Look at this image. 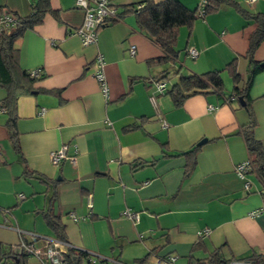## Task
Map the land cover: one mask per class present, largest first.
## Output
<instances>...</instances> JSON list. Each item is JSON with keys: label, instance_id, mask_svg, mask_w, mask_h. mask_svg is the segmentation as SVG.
Here are the masks:
<instances>
[{"label": "crops", "instance_id": "crops-1", "mask_svg": "<svg viewBox=\"0 0 264 264\" xmlns=\"http://www.w3.org/2000/svg\"><path fill=\"white\" fill-rule=\"evenodd\" d=\"M35 1L0 0V14L28 15ZM111 1L121 17L98 29L94 44L82 45L75 32L84 17L76 0H49L52 12L15 40L19 67L37 70L38 77L16 96L18 151L0 85L1 250L25 232L60 239L44 218L49 212L63 226L64 240L93 264H138L147 254L143 264L170 255L174 264H196L216 249L224 260L250 264L241 258L264 250V213L251 215L264 205V185L252 170L246 179L234 171L249 158L241 129L250 115L246 99L232 94L226 64L233 60L239 85L255 62L263 65L264 39L254 50L255 62L246 56L255 19L223 3L191 28H179L172 60L148 63L162 55L160 47L134 13H122L143 0ZM180 1L189 9L199 3ZM233 1L264 17V0ZM188 47L198 55H188ZM98 54L106 94L93 76ZM215 69L221 70V91L190 95L179 106L166 93L180 75ZM156 81L167 88L153 102ZM248 104L256 119L254 137L264 148V67L251 79ZM62 144L74 161L67 156L52 164L49 153ZM194 146V165L185 175L183 152ZM126 210L137 219L126 217Z\"/></svg>", "mask_w": 264, "mask_h": 264}, {"label": "trees", "instance_id": "trees-1", "mask_svg": "<svg viewBox=\"0 0 264 264\" xmlns=\"http://www.w3.org/2000/svg\"><path fill=\"white\" fill-rule=\"evenodd\" d=\"M223 3L235 6L245 18L255 19L257 24L247 38L246 49V56L249 61L255 62L253 59L254 50L264 39V17L261 16L260 13H253L247 9L240 8L233 0H206V6L201 16L197 15L198 6L195 9H189L180 0H143V3L138 7H134L133 5L125 6L122 13H134L139 27L160 47L162 55L148 60V63L156 61L161 63L172 60L177 55L176 40L181 26L191 28L194 20L198 16H204L205 13L217 9ZM31 8V12L25 16H17L16 14L4 11L15 17V24L0 29V85L4 86L6 89V95L1 100V106L8 114L7 128L16 151H18L15 128L16 96L20 91H28L29 84L38 76H32L30 72L19 67L15 40L20 37L26 29H30L35 24L40 23L47 12H52L49 0H37L32 4ZM118 15L120 18L121 14L119 12ZM115 21L116 19L111 20V22ZM263 67L264 63L261 66L260 62H255L248 81L243 85H239L240 74L236 71L233 60L226 64V68L229 70L233 81V96H242L246 99L244 107L248 110L250 121L247 127L241 129V133L245 141L248 156L251 160L252 171L256 173L264 185V148L261 142L254 137L253 127L256 125V119L248 104V89L251 79L253 75ZM222 89L223 79L221 70L215 69L201 74L191 73L180 75L177 81L167 89L166 93L171 96L174 104L179 106L182 104L183 100L190 95L206 93L212 90L221 91ZM196 150L197 146H194L190 150L183 152V154L188 156L184 167L185 175L188 174L189 170L192 169L194 165V154ZM43 215L48 225L56 231L58 238L64 240L63 226L59 223L57 218L49 212ZM147 255L138 258L136 260L138 264H143V262L146 261L145 259H147ZM30 256L32 255L24 250L15 252L13 248L10 247L7 251H2L0 247V264H28ZM64 259L66 264H93L88 260L89 255L85 251L76 249L72 246L67 248ZM241 259L249 261L250 264H264V250L258 253L255 252ZM231 260L232 259H222L220 251L216 249L206 259H197L196 264H224Z\"/></svg>", "mask_w": 264, "mask_h": 264}, {"label": "built area", "instance_id": "built-area-1", "mask_svg": "<svg viewBox=\"0 0 264 264\" xmlns=\"http://www.w3.org/2000/svg\"><path fill=\"white\" fill-rule=\"evenodd\" d=\"M248 4H252L255 0H245ZM76 5L83 10L84 17L82 23L79 27L75 29L76 34L79 36L82 45L94 44L97 41V32L102 26H105L111 20L119 19L116 4L111 0H76ZM206 6V0H200L197 15L201 16L203 14L204 7ZM15 24V17L11 16L6 12H1L0 14V29L4 27L13 26ZM130 53L133 54L135 51L134 46L129 49ZM188 55L191 57H196L198 51L193 47H188ZM95 71L93 76L100 84L101 91L107 93V84L104 76V60L103 57L98 54L95 60ZM32 76H37L38 71L32 70L30 72ZM166 85L164 81H156L154 83V89L150 94L151 101H155V94H162L166 91ZM212 108V106H209ZM165 126L166 124L163 123ZM76 149L74 150V153ZM69 156V158L74 161V154L67 155V145L62 144L59 148L52 150L49 153L50 162L52 164H57L61 159ZM252 170L251 160L247 158L246 160L237 163L234 166L235 173L240 178H245L247 172ZM246 179V178H245ZM244 187H249V182L246 180L244 182ZM21 196V195H20ZM22 197V196H21ZM91 206V203H87ZM264 213V205L253 210L251 215H256ZM72 218L77 219L73 213L70 214ZM124 215L129 218L137 219V214L129 210L124 211ZM209 230L205 229L202 233L204 235L208 234ZM71 245L62 239L51 238L48 236L39 235L33 232H25L19 239V241L12 247L15 252L26 251L35 257L40 264H66L64 259V254L68 247ZM174 256H168L164 259H158L154 264H174ZM224 264H246L245 261H228Z\"/></svg>", "mask_w": 264, "mask_h": 264}, {"label": "rangeland", "instance_id": "rangeland-1", "mask_svg": "<svg viewBox=\"0 0 264 264\" xmlns=\"http://www.w3.org/2000/svg\"><path fill=\"white\" fill-rule=\"evenodd\" d=\"M247 6H249V5L247 4ZM224 77L226 79H228V77L226 75H224ZM226 82H227V80H226ZM34 261L37 262V259L35 257H33V256H30L29 259H28V262H29L28 264H35Z\"/></svg>", "mask_w": 264, "mask_h": 264}, {"label": "water", "instance_id": "water-1", "mask_svg": "<svg viewBox=\"0 0 264 264\" xmlns=\"http://www.w3.org/2000/svg\"><path fill=\"white\" fill-rule=\"evenodd\" d=\"M238 99L241 102V104H243L242 97H239Z\"/></svg>", "mask_w": 264, "mask_h": 264}]
</instances>
